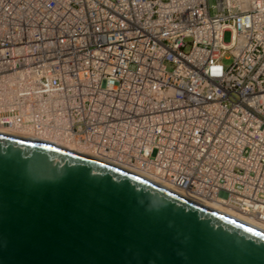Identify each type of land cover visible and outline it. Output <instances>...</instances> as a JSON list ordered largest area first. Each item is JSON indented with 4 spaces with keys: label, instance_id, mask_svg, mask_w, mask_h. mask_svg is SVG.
Here are the masks:
<instances>
[{
    "label": "built area",
    "instance_id": "2783aa9c",
    "mask_svg": "<svg viewBox=\"0 0 264 264\" xmlns=\"http://www.w3.org/2000/svg\"><path fill=\"white\" fill-rule=\"evenodd\" d=\"M0 131L264 223V0H0Z\"/></svg>",
    "mask_w": 264,
    "mask_h": 264
},
{
    "label": "water",
    "instance_id": "95a60500",
    "mask_svg": "<svg viewBox=\"0 0 264 264\" xmlns=\"http://www.w3.org/2000/svg\"><path fill=\"white\" fill-rule=\"evenodd\" d=\"M0 264H264V230L90 155L0 133Z\"/></svg>",
    "mask_w": 264,
    "mask_h": 264
},
{
    "label": "bare ground",
    "instance_id": "6f19581e",
    "mask_svg": "<svg viewBox=\"0 0 264 264\" xmlns=\"http://www.w3.org/2000/svg\"><path fill=\"white\" fill-rule=\"evenodd\" d=\"M0 133L6 134V135H11V136H16V137H20V138H26V137H23V135L21 136V134H18V133L1 132V131H0ZM69 149L70 150H73V151H76V152H79V153H82L81 152V148H79V147L69 148ZM111 164H113V163H111ZM114 165L118 166L119 164H114ZM118 167H121V168H123L125 170H128L129 172H132V173L137 174L139 176H142V177H144V178H146L148 180H151L152 182H155V183L160 184V185H162L164 187H167V188H169V189H171V190H173L175 192H178V193H180L182 195L187 196L188 198H191L187 194H185L184 192L180 191L179 189L174 188V187H171V186L165 184V182L156 181V179L152 178L150 176V174H147V173L144 174V173H141V172L131 171V170L127 169V168H124V165H120ZM197 202H199V201H197ZM200 203H203V204H205L207 206H210V207L214 208L215 210H218L220 212L226 213V214H228L230 216H233V217L238 218V219H240V220H242L244 222H247V223H249V224H251V225H253V226L257 227V228H260L261 230H264V223H262L260 221H255L252 218L246 216L245 214H243V213H241V212H239L237 210L232 209L231 207H225V206H222L221 204H216V203H208V204L207 203H204V202H200Z\"/></svg>",
    "mask_w": 264,
    "mask_h": 264
},
{
    "label": "rangeland",
    "instance_id": "374dc122",
    "mask_svg": "<svg viewBox=\"0 0 264 264\" xmlns=\"http://www.w3.org/2000/svg\"><path fill=\"white\" fill-rule=\"evenodd\" d=\"M212 2H215V0H212ZM224 39L226 41H230L231 40V32L230 31H227L224 35Z\"/></svg>",
    "mask_w": 264,
    "mask_h": 264
}]
</instances>
